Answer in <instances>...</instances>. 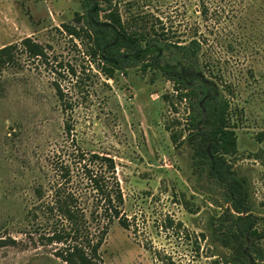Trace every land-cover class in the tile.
Returning a JSON list of instances; mask_svg holds the SVG:
<instances>
[{
    "label": "rangeland",
    "instance_id": "374dc122",
    "mask_svg": "<svg viewBox=\"0 0 264 264\" xmlns=\"http://www.w3.org/2000/svg\"><path fill=\"white\" fill-rule=\"evenodd\" d=\"M114 1L122 22L145 15L167 40L109 76L86 55L87 39L62 26L77 25L79 0H0V48L14 45L0 61V264H66L53 254L59 244L40 238L52 221L42 206L68 166L77 182L80 152L113 159L129 223L110 224L102 264H227L233 248L216 230L229 204L192 163L178 78L227 100L226 158L264 231V0H138L129 10ZM26 37L47 60L25 53ZM192 38L194 59L169 42ZM256 245L264 250V235Z\"/></svg>",
    "mask_w": 264,
    "mask_h": 264
},
{
    "label": "trees",
    "instance_id": "16d2710c",
    "mask_svg": "<svg viewBox=\"0 0 264 264\" xmlns=\"http://www.w3.org/2000/svg\"><path fill=\"white\" fill-rule=\"evenodd\" d=\"M137 1L127 0V9ZM79 5L81 11L74 14L77 25L62 26L70 36L87 39L86 55L101 63V70L106 75L111 76L115 70L142 62V51L151 46L154 39L167 40L164 27H160V32L153 25H148L145 15L131 14L128 21L122 22L114 0H79ZM169 42L185 58L197 57L200 43L196 38L183 44ZM21 45L29 57L47 60L40 43L26 37ZM13 48L14 45L0 48L1 62L11 59ZM70 70L74 74L73 69ZM172 84L178 99L187 105L186 130L192 147V163L206 172L221 190L224 202L229 204L226 217L216 230L221 244L233 248L227 264H257L256 261L261 264L264 250L256 245V240L264 235V231L260 232L255 226L256 217L250 213L244 182L235 176L226 158L227 153L235 150V136L228 129L226 117L228 102L219 98L212 88L188 87L180 78L174 79ZM57 92L61 97L58 86ZM173 136L171 133V138ZM77 159L81 170L77 182L70 185L68 166L61 173V181L53 184L51 200L42 206L48 221H52L47 234L40 238L47 244H59L53 254L66 264H102L100 248L110 224L116 219L121 226L129 227L121 210L122 192L111 157L80 152ZM102 169H106L108 174L102 173ZM4 243L0 241V244Z\"/></svg>",
    "mask_w": 264,
    "mask_h": 264
}]
</instances>
